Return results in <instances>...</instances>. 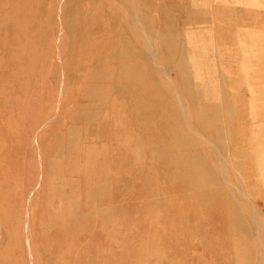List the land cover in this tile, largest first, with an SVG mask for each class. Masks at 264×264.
Returning a JSON list of instances; mask_svg holds the SVG:
<instances>
[{
	"label": "rangeland",
	"instance_id": "1",
	"mask_svg": "<svg viewBox=\"0 0 264 264\" xmlns=\"http://www.w3.org/2000/svg\"><path fill=\"white\" fill-rule=\"evenodd\" d=\"M60 1L0 0V264H264V0Z\"/></svg>",
	"mask_w": 264,
	"mask_h": 264
},
{
	"label": "crops",
	"instance_id": "2",
	"mask_svg": "<svg viewBox=\"0 0 264 264\" xmlns=\"http://www.w3.org/2000/svg\"><path fill=\"white\" fill-rule=\"evenodd\" d=\"M192 3H193V4H192V7L210 8V9H215V8H216V5L213 4V0H209L208 2L205 1V0H198V1L193 0ZM196 3H198V4H196ZM187 40H191V41H193L194 43L196 42V39H195L194 36H192V37H188ZM243 45H245V49H247V47H248V42L245 43V44H243ZM260 53H261V54H260ZM260 53H257V56L260 54L259 57H264V56H262V55H264V54H262V52H260ZM206 54H207V53H206ZM255 62H256V64H255L256 66H255V68L253 67L252 69H250V72H251V74H252L251 77L254 79L255 84H256V86H257L258 84H262V83H264V74H262V67L260 68V65L262 64V61L259 62L258 59H256ZM250 64H251V63H250ZM228 71L232 72L233 70H232V68H230ZM243 71H244V70H243ZM211 79L215 82L214 78H211ZM214 88H215V87H214ZM212 89H213V88H212ZM255 92H256V91H255ZM262 94H264V93H262ZM216 95H217V92H214V91H213L211 98H212V99H213V98H216V97H215ZM251 96H252V93H251Z\"/></svg>",
	"mask_w": 264,
	"mask_h": 264
},
{
	"label": "bare ground",
	"instance_id": "3",
	"mask_svg": "<svg viewBox=\"0 0 264 264\" xmlns=\"http://www.w3.org/2000/svg\"><path fill=\"white\" fill-rule=\"evenodd\" d=\"M62 1V3H63V0H61ZM60 1V2H61ZM58 7H61V6H58ZM135 12V11H134ZM139 25V24H138ZM141 25V24H140ZM141 28V27H140ZM60 32V31H59ZM58 34H60V33H58ZM60 37V36H59ZM152 40V39H151ZM261 40V39H260ZM151 42V44H152V41H150ZM58 46V45H57ZM59 47V46H58ZM262 49V48H261ZM262 52H264V50H262ZM261 54V53H260ZM259 54V55H260ZM195 77V76H194ZM195 80V79H194ZM197 81H198V79H197ZM202 98V97H201ZM200 100V99H199ZM58 101V100H57ZM198 102V101H197ZM201 102L199 101V103H198V105L197 106H199V108H200V105H201V107H202V104H200ZM200 104V105H199ZM183 106V105H182ZM196 106V110H198V107ZM204 106V105H203ZM203 108H205V107H203ZM203 108H200V109H203ZM198 112V111H197ZM200 112H202V111H200ZM203 114H204V112H202ZM207 113H210V111L209 112H207ZM204 116H206V114L204 115ZM203 118V117H202ZM201 118V119H202ZM185 119V118H184ZM207 119V118H206ZM205 119V120H206ZM203 121H204V118L202 119ZM208 120V119H207ZM209 121H211V120H209ZM187 123V122H186ZM188 125V124H187ZM202 139H204V138H202ZM200 140V139H199ZM257 143H259L258 141H257ZM262 143V140H261V142H260V144ZM260 146H262V147H264V145H260ZM262 150H264V149H262ZM218 162H219V160H218ZM221 163V162H220ZM219 169H220V167H219ZM222 169V168H221ZM232 170V169H231ZM243 194V193H242ZM244 195V194H243ZM245 196V195H244ZM238 203V202H237ZM251 203V202H250ZM253 206V205H252ZM258 218V217H257ZM255 221V220H254ZM256 227V226H255ZM260 235V234H259ZM259 237V236H258ZM256 238V237H255ZM257 241V240H256ZM259 241H260V239H259ZM258 242V241H257ZM44 249H46V248H44ZM29 251V250H28ZM151 251V250H150ZM261 253V252H260ZM42 254V253H41ZM40 254V255H41ZM39 255V254H38ZM43 255V254H42ZM260 255V254H259ZM45 256V255H44ZM41 258H42V256H41Z\"/></svg>",
	"mask_w": 264,
	"mask_h": 264
}]
</instances>
